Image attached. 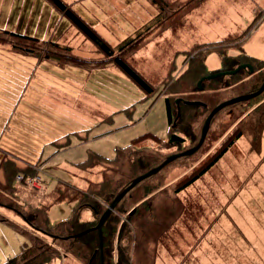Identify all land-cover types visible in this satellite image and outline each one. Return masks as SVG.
<instances>
[{
    "label": "rangeland",
    "instance_id": "obj_1",
    "mask_svg": "<svg viewBox=\"0 0 264 264\" xmlns=\"http://www.w3.org/2000/svg\"><path fill=\"white\" fill-rule=\"evenodd\" d=\"M64 1L69 2L71 8L112 46L130 37L142 38V41L137 39L136 43L140 45L127 54L126 59L154 86V90L145 93L113 63L93 69L65 64L63 114H60V110L59 114L51 111L48 114L51 118L59 115L57 121L54 120L57 132V139L53 141L55 148L49 145L38 155L28 154L29 148L25 143L29 141L23 137L26 136L27 126L12 124L17 131L16 141L22 146L11 149L0 146V159L5 154L21 162L35 161L31 165L36 166L37 170L34 169L36 172L32 176L39 178L38 187L26 183V189L23 183L18 182L16 189L22 194L27 191L34 195L30 198L29 194L21 195V200H30L26 205L27 210H32L34 204H43L39 210L47 209L48 220L52 225L70 217L72 203L66 201L74 196L73 191L65 189L63 194L66 201L57 202V195L50 194L55 185L64 182L82 189L88 188L89 180H99L102 174L115 168H126L108 160L115 157L117 149L131 146L132 140L150 135L142 138L133 148H147L143 153L153 156L157 150L169 156L188 149L191 142L188 137L171 147L159 146L171 134L164 97L170 98L173 110L172 100L180 94L174 91L181 88L188 90L187 85L191 84L190 88L195 85L193 79H196V74L193 69L197 63L193 59H198L197 62L207 75L232 70L244 62L262 67L251 78L244 68L214 78L209 85L219 86L226 81L233 85L219 93L217 101L223 94L228 98L248 94L244 92L250 91L252 81L264 76V0H206L197 11L190 10L193 13L184 12L186 9L173 11L180 0H166L168 7L164 11L158 10L157 6V9H153L146 0ZM129 4L138 6L136 17L139 21L124 19L127 22H122L123 25L111 22L115 18L114 13L121 21L120 15ZM58 13L51 9L46 13L54 18L51 31L57 22L58 27L62 28L58 34L60 41L47 39L46 47H52L48 43L55 41L59 46H69L70 52L76 56L102 58V53L67 18ZM159 13L161 18H155ZM143 22L146 23L141 25ZM25 31L32 35L34 33L33 30ZM194 53L195 57L190 58ZM37 57L45 59L39 54ZM19 67L25 69V76L17 82L13 117L18 121L30 118L31 114L41 118L39 115L49 110L48 103L46 105L43 102L40 107L30 103L29 97L23 95V91L34 80V75L40 71L39 63L37 61ZM7 95L0 89V102H8ZM249 99L226 105L215 115L202 146L190 156L175 158L176 162L164 170L159 182L163 189L152 198L156 212L152 211L153 207L147 209L148 214L156 215L159 224L152 230L153 235L146 238L142 230L138 231L132 264H264V159L261 160L264 150L260 153L251 147L259 137L254 126L257 124L254 119L258 112L252 109L264 99V91ZM27 102L32 105L29 106ZM11 116L4 118L2 115L3 123H14L7 122L10 118L12 120ZM196 121L200 124L202 118ZM13 130L7 131V128L4 130V126L1 127L0 137H8ZM236 130L241 131V136L234 140L209 170L186 188L173 192L178 180L198 168L202 160ZM40 133L32 131L29 137L40 136ZM0 143L7 144L6 141ZM94 156L99 158L95 165L82 169V166L90 165L92 160L97 159ZM36 160L43 163V168L37 165ZM150 165L145 167L149 168ZM78 215L83 220L94 218L88 208ZM0 218L22 223L17 214L2 206ZM21 228L26 232L29 230ZM23 241V236L0 221V264L18 253ZM44 264L86 262L61 250L60 256Z\"/></svg>",
    "mask_w": 264,
    "mask_h": 264
},
{
    "label": "trees",
    "instance_id": "obj_2",
    "mask_svg": "<svg viewBox=\"0 0 264 264\" xmlns=\"http://www.w3.org/2000/svg\"><path fill=\"white\" fill-rule=\"evenodd\" d=\"M46 1L63 17L67 18L69 22L81 32L100 53H102L103 57L99 59L82 58L72 54L69 46H59L57 42L51 41L48 44L52 47L48 48L45 45L47 44V39L41 40L35 36L4 28H0V44L10 45L12 50L21 54L33 56L39 54L42 58L51 59L59 65L72 64L93 69L102 67L108 63H113L115 67L139 88H142L145 93H150L154 90V86L126 59L127 54L135 51L138 45H140V43H136L138 38L135 39L130 37L123 39L118 42L116 46H112L98 31L72 9L67 2L64 0ZM205 1L206 0H181V2H179L180 4L178 3V7L173 9V11L186 9L184 12H190V10L195 9ZM150 2L156 5L160 11H164L168 7L166 0H150ZM173 11L170 13L172 14ZM160 14L161 13L154 17L160 19ZM141 36H139V38H141ZM140 41H142V38ZM195 54L196 53L190 55V58L193 59ZM193 61L195 64L197 63V66H194L193 69V73L196 74V79H193L195 80V85L192 88H190L191 84L187 85L188 90L181 88L180 90L174 91L180 94H177L175 96L176 98L172 100L173 110L171 108L170 98L168 96L164 97L171 134L168 140L161 141L159 147H171L175 144H179L185 140V137H188V140L191 141L188 148L194 146L199 140L201 127L211 109L228 98L223 94L220 96L219 101H217L219 93L226 90L227 87L230 88L232 84L226 81L219 86L209 85L210 82L212 83V81H214V78L216 79V77L224 74L208 78L206 77L207 74L203 71L202 65L197 62L198 59H193ZM251 65L252 71L248 68H244L250 74L249 78L256 76L262 69V67ZM256 78L257 80L252 81L250 84V91L244 93L254 92L259 88L264 80V76H258ZM263 91L264 89L260 93ZM181 92H183V94ZM249 100L250 99L247 101ZM225 107L226 106L222 107L213 114L205 137L201 145L194 152H196L207 140L208 132L215 115ZM252 110L258 112L254 119L257 124L254 126L256 132H259L260 137L262 129L264 128V99ZM199 118H202L200 124L196 121ZM240 136V130L232 132L227 137L228 139L226 138L227 140H225L213 153L210 152V154L202 160L198 168L178 180L174 186L173 192L177 193L186 188L209 170L228 148L232 146L234 140L238 139ZM145 137H150V135H143L132 140L133 144L131 146L117 149L115 157L108 160V162L112 161L119 163V165L127 166L126 168H115L109 173L102 174L99 180H89V183H87V186H89L88 188L82 189L64 182L55 185L50 194L55 193L57 195V202L66 201L64 200L66 196L63 194L65 189L73 191L74 196L70 201H66L72 203L70 217L65 220L62 219L57 221L54 225L49 223L47 209L39 210L40 206L43 204H34L31 207L32 210H27L26 205L30 203V200H21V195L29 194V192L24 191L22 194L16 189V183L18 182L23 183L22 185L27 189L24 180L29 177L30 173L32 176V173L36 172L34 170L36 166H32L23 161L18 162L17 159L10 158L4 154L0 159V206L17 214L22 219L23 224H18L12 219L6 218H0V221L5 222L19 235L23 236L25 241L21 243L18 253L8 257L1 264H44L60 256L61 250L70 255H74V257L80 258L85 261L86 264H132V252L135 244H137L138 231L142 230L146 238L150 234L153 235L152 230L159 224L156 215L152 213L148 214L147 209L151 210V207H153L152 198L160 194L163 189L162 184H159L162 179L160 176H162L164 170L169 165L176 162L177 159H173L156 173L136 183L121 197L115 205L114 210L105 217L101 225V245L99 243L96 224L102 212L112 199L127 186L135 176L158 165L167 157L163 155L160 150H157L153 156L143 153L147 148H133L135 144ZM259 137L257 143L251 144L252 150H258ZM190 155H192V153L189 154V156ZM94 157L97 158L96 156ZM89 159L91 160V157H89ZM94 160L90 162V165L86 164L82 166V169L92 167L99 158ZM151 161L153 162L151 163ZM40 164L41 163L37 161V165ZM149 165L151 167H145ZM17 174L22 175V181L15 180ZM29 195V198L34 196L31 194ZM39 200L41 199L39 198ZM86 208L94 215L93 220H83L79 217V212ZM152 211L156 212L155 207L152 208ZM147 215L151 216L147 217ZM20 226L29 228L28 232L24 231L22 228L20 229ZM46 236H48L50 240H48ZM57 241H60V243L57 244Z\"/></svg>",
    "mask_w": 264,
    "mask_h": 264
},
{
    "label": "crops",
    "instance_id": "obj_3",
    "mask_svg": "<svg viewBox=\"0 0 264 264\" xmlns=\"http://www.w3.org/2000/svg\"><path fill=\"white\" fill-rule=\"evenodd\" d=\"M146 1L150 3L153 9L156 8V5L151 3L150 0ZM51 6L52 5L46 0H0V28H10L8 30H12V28H15L16 30L13 31L35 36L41 40L53 38L56 41H60L58 34L62 32V28L58 27L59 24L57 22V24L55 25V29L51 31L54 18L52 19V17L46 15L48 9H51V11H55L58 13V11L53 9ZM202 6L203 4L196 7L194 11H197V9L201 8ZM138 13V6L129 4V7L125 8V12L120 15L121 21L116 16V13H114L115 18H112L111 22H120V25H123L122 22H127V20L124 19L139 21V19L136 17ZM141 19L143 18H140V20ZM145 23L146 22H143L141 25H144ZM189 24L191 25L190 22ZM27 29L33 30V35L32 33L25 31ZM17 54H19V56ZM29 56L35 57V59ZM37 61L39 63L40 71L34 75V80L31 81V84L28 85L23 91V95L29 97L30 103L37 104L40 107H42L43 102L46 105L48 103L49 110L47 111V113L43 111V114L39 115L41 118H36V115L31 114L30 118L23 121H18V119H14L13 117L15 116L16 111L17 82L25 76V69L23 67H19V65L26 66L29 63L34 64ZM65 67V65L61 66L55 61H50L48 59L40 60L37 56L21 54L12 50L8 45H0V89L5 93L7 92L8 94V102H0V129L3 126L4 130H6L7 128V131L14 129L11 134L8 135V137H0V142H7V144L5 145H2L0 143L1 147L11 149L22 146L20 142L16 141V127L12 126V124L16 123L25 124L27 126V130L25 131L26 136L23 137L29 141L28 144L25 143L26 147L29 148L27 152L28 154L38 155L45 149L49 148V145H52L55 148L53 141L57 139V132L55 126L56 122L54 120L57 121L59 115L51 118V116H48V114H50V111L53 112V114H59V110L60 114H63V83L65 82ZM76 69L82 72L80 68ZM59 72L61 74H59ZM49 75L52 77L51 82H49ZM25 93L27 95H25ZM59 100H61V103H58ZM49 102L51 103V105L49 104ZM28 105L31 106L32 104L28 103ZM2 115L4 116V118H6L7 115H12V120L10 118L7 122H15L6 124L5 122L3 123L1 117ZM32 131L41 132L40 136H34L30 138L29 134ZM263 150L264 146L262 132L259 137L258 151L262 153ZM263 159L264 155L262 156L261 160ZM34 162L35 161H27V163L29 164H33ZM39 166H42L43 168V163Z\"/></svg>",
    "mask_w": 264,
    "mask_h": 264
},
{
    "label": "water",
    "instance_id": "obj_4",
    "mask_svg": "<svg viewBox=\"0 0 264 264\" xmlns=\"http://www.w3.org/2000/svg\"><path fill=\"white\" fill-rule=\"evenodd\" d=\"M241 68H248L250 71H252V66L249 63H240L238 64L234 69L232 70H227V71H223V72H217L214 74H210L207 75L206 77L210 78L212 76L215 75H219V74H232L235 73L236 71H238ZM200 83V81H199ZM264 89V80L263 82L260 84L259 88L257 90H255L254 92L248 93V94H241L238 96H235L233 98H229L227 100H224L220 103H218L216 106H214L211 111L209 112V114L207 115V117L205 118L203 125L201 127V132H200V137L198 142L192 146L191 148H188L184 151L175 153V154H171L169 156H167L160 164L152 167L151 169L147 170L146 172L135 176L132 181L121 191L119 192L110 202V204L106 207V209L104 210V212L101 214L98 223L96 224L97 230H98V236H99V243L101 245V234H100V229H101V225L103 220L105 219V217L107 216V214L114 208L115 204L119 201V199L125 194V192H127L130 188H132L136 183H138L139 181H141L142 179L156 173L158 170H160L165 164H167L168 162L172 161L173 159L182 156V155H189L191 153H193L202 143L205 134L207 132L208 126H209V122L211 120V117L213 116V114L218 111L219 109H221L222 107L235 102V101H240V100H245V99H249L257 94H259L262 90Z\"/></svg>",
    "mask_w": 264,
    "mask_h": 264
},
{
    "label": "built area",
    "instance_id": "obj_5",
    "mask_svg": "<svg viewBox=\"0 0 264 264\" xmlns=\"http://www.w3.org/2000/svg\"><path fill=\"white\" fill-rule=\"evenodd\" d=\"M17 179L20 180L21 179V176L18 175L17 176ZM26 181L28 184H30L31 186L33 187H37L38 183H39V178L38 177H28L26 178Z\"/></svg>",
    "mask_w": 264,
    "mask_h": 264
},
{
    "label": "bare ground",
    "instance_id": "obj_6",
    "mask_svg": "<svg viewBox=\"0 0 264 264\" xmlns=\"http://www.w3.org/2000/svg\"><path fill=\"white\" fill-rule=\"evenodd\" d=\"M159 164H160V163H159ZM35 169H36V168H35ZM36 170H37V169H36ZM18 175L21 176V179H20V180L22 181V180H23V177H22L21 174H17V175L15 176L16 179H17V176H18ZM29 177H35V175H34V176H29ZM36 177H37V176H36ZM27 178H28V177H27ZM17 180H18V179H17ZM24 181L27 183L26 179H25ZM37 187H38V185H37ZM125 187H126V186H125ZM125 187H124V188H125ZM124 188H123V189H124ZM123 189H122V190H123ZM122 190H121V191H122ZM121 191H120V192H121ZM125 193H126V192H125ZM120 199H121V198H120ZM120 199H119V200H120ZM109 204H110V203H109ZM109 204H108V205H109ZM116 204H117V203H116ZM116 204H115V205H116ZM114 207H115V206H114ZM113 209H114V208H113ZM113 209H112V210H113ZM112 210H111V211H112ZM111 211H110V212H111ZM103 212H104V211H103ZM103 212H102V213H103ZM110 212H109V213H110ZM109 213H108V214H109ZM108 214H107V215H108ZM103 221H104V220H103ZM97 223H98V222H97ZM102 223H103V222H102ZM96 228H97V227H96Z\"/></svg>",
    "mask_w": 264,
    "mask_h": 264
}]
</instances>
